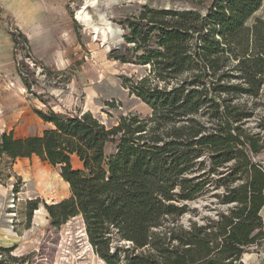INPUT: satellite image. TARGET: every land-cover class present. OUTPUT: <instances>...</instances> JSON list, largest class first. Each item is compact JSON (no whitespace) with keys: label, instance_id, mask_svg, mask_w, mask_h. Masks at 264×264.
I'll use <instances>...</instances> for the list:
<instances>
[{"label":"trees","instance_id":"obj_1","mask_svg":"<svg viewBox=\"0 0 264 264\" xmlns=\"http://www.w3.org/2000/svg\"><path fill=\"white\" fill-rule=\"evenodd\" d=\"M261 4L181 0L126 17L130 47L116 60L150 68L138 80L123 78L150 115L130 113L108 128L87 111L34 109L51 128L2 133L1 163L36 156L57 167L69 197L45 207L53 225L80 216L106 264H241L246 249L264 242V167L255 160L264 151V21L245 26ZM9 35L14 57L25 52L27 38ZM28 57L16 65L27 90L37 85ZM210 192L214 210L225 209L203 224L180 223ZM113 238L130 247L109 253Z\"/></svg>","mask_w":264,"mask_h":264},{"label":"rangeland","instance_id":"obj_2","mask_svg":"<svg viewBox=\"0 0 264 264\" xmlns=\"http://www.w3.org/2000/svg\"><path fill=\"white\" fill-rule=\"evenodd\" d=\"M85 2L70 0L66 5L67 20L69 16L72 23L69 30L59 31L48 42L41 37L37 40L39 45L27 39L25 52L16 54V65L23 54H28L25 64L34 73L37 85L31 84L27 90L17 72L10 75L0 70V96L14 93L20 112L11 131L14 137L40 135L51 128L33 113L34 109L62 115L87 111L108 128L130 113L141 117L150 115V108L123 88V78L138 80L150 68L116 60L130 47L122 38L121 24L144 6L168 9L178 7L181 0H97L95 7L88 6L85 11L97 23V15H103V22L98 24L105 29L106 36L92 35L76 20V13L83 9ZM256 19L264 21V0L245 26L250 28ZM104 22L107 23L102 25ZM0 26L4 31L14 30L9 18L1 13ZM130 55L126 58L133 60ZM10 83L14 86L10 87ZM72 166L81 167L76 160ZM0 192V264H106L89 243L80 216L62 225H53L45 207L69 197L68 185L60 178L57 167L36 156L18 159L13 164L4 159L0 165ZM210 193L192 202L190 208L197 212L185 214L180 223L187 225L191 218L203 224L207 216L215 219L225 207L214 210L215 205L210 203L216 200L212 197L215 192ZM13 198L18 200L12 208ZM117 244H123L122 249L130 247V243L113 238L109 253L115 251ZM257 250L256 246L246 249L239 262L257 264Z\"/></svg>","mask_w":264,"mask_h":264},{"label":"crops","instance_id":"obj_3","mask_svg":"<svg viewBox=\"0 0 264 264\" xmlns=\"http://www.w3.org/2000/svg\"><path fill=\"white\" fill-rule=\"evenodd\" d=\"M68 2L70 0H0V13L9 18L10 26H14V31H20L29 41L39 45L37 42L39 38L44 37L48 42L54 39L59 31L70 29L72 23L69 21V16L67 20L65 9ZM10 31L13 30L4 31L0 26V70L14 75L16 64ZM19 118L20 112L15 94L9 92L5 97L0 96V135L11 132ZM256 159L264 167V151L257 155ZM260 216L264 226V206ZM256 256L257 264H264V242L258 246Z\"/></svg>","mask_w":264,"mask_h":264},{"label":"bare ground","instance_id":"obj_4","mask_svg":"<svg viewBox=\"0 0 264 264\" xmlns=\"http://www.w3.org/2000/svg\"><path fill=\"white\" fill-rule=\"evenodd\" d=\"M96 3H97V0H86L83 9L76 13V20L79 22L80 25H82V27H84L86 30H88L92 35H95V36L96 35H103L104 36L105 35V29L103 27H100V24H98L99 22H103V20H104L103 15H100V14L97 15L98 21H99L97 23L92 19V17L88 14V12L85 11V9L88 6H91L92 8L95 7ZM98 12H99V9H98ZM106 23L107 22H104L101 24L103 25ZM36 215H38V211H36Z\"/></svg>","mask_w":264,"mask_h":264},{"label":"built area","instance_id":"obj_5","mask_svg":"<svg viewBox=\"0 0 264 264\" xmlns=\"http://www.w3.org/2000/svg\"><path fill=\"white\" fill-rule=\"evenodd\" d=\"M14 86V84L13 83H10V87H13ZM18 199H15V198H13L12 200H11V202H12V208L15 206L14 205V203H15V201H17ZM11 208V209H12Z\"/></svg>","mask_w":264,"mask_h":264}]
</instances>
